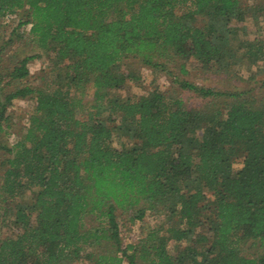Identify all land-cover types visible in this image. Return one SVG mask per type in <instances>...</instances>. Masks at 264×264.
I'll return each instance as SVG.
<instances>
[{
	"label": "trees",
	"instance_id": "16d2710c",
	"mask_svg": "<svg viewBox=\"0 0 264 264\" xmlns=\"http://www.w3.org/2000/svg\"><path fill=\"white\" fill-rule=\"evenodd\" d=\"M19 11L25 13L19 28L30 25L52 64H69L61 87L24 86L4 100L10 105L34 96L35 108L24 135L6 150L3 201L26 189L36 195L15 205L18 232L0 240V264H138V252L150 253L149 264H264V253L242 254L248 242L264 247V104L253 105L245 92L185 81H177L180 88L202 99L230 102L191 110L157 91L135 101L108 98L139 81L127 60L164 70L177 59L185 73L191 60L203 70H225L241 49L240 56L264 58L259 45L240 39L231 25L243 22L240 0H0V19ZM34 58L23 59L11 81L25 80ZM86 85L94 90L95 112L79 120V101L69 93ZM113 135L134 143L112 147ZM237 153L244 159L234 171ZM117 210L130 212L132 221L162 217L168 236L158 227L140 251L122 248ZM87 215L97 227L84 230ZM201 227L208 228L209 245L168 253L169 241L188 243Z\"/></svg>",
	"mask_w": 264,
	"mask_h": 264
},
{
	"label": "rangeland",
	"instance_id": "374dc122",
	"mask_svg": "<svg viewBox=\"0 0 264 264\" xmlns=\"http://www.w3.org/2000/svg\"><path fill=\"white\" fill-rule=\"evenodd\" d=\"M243 9V22L236 23L232 21V26L238 31L239 38L246 43H257L264 56V0H240ZM24 11H19L15 15H6L7 18L0 19V104L6 105L4 110L0 109V114L5 118L4 122L0 123V240L7 237H15L18 230L12 224L14 207L16 204H29L34 200L36 191L23 190L20 196L14 200L3 197L6 193L2 190L6 165L5 160L10 158L7 149L15 145V143L24 135L25 129L29 124V118L34 114L35 100L34 96L27 97L22 100H14L8 105L4 100L13 93L16 88L28 86L37 90L53 91L57 87L62 86L63 67L69 63H64L63 67L54 66L52 64L53 56L47 55L41 50L35 39L30 35V25H26L21 30L19 24L24 21ZM200 20L198 23L200 24ZM254 41V42H253ZM245 51L241 49L236 57V60L231 63L229 68L225 70L213 69L203 70L194 61L185 62V68L182 73L180 64L183 62L175 60L168 63L166 69H151L143 66L135 60H127L124 66H128L130 71H135L139 74L140 79L137 82H127L119 91L110 92L108 98L117 97L121 101H135L140 97L146 96L153 91L164 94L171 99L180 100L183 106L187 109L195 110H212L214 108L223 107L224 103H229L230 99H202L194 92L183 90L180 88L177 81H185L197 87L205 89H213L221 92H245V99L253 105L264 104V58L260 60H252L243 57ZM29 57H35L28 62L27 69L29 76L25 80L11 81L9 78L12 70L19 63ZM224 71V72H222ZM63 91L66 87H62ZM70 97H74L75 101H79L80 109L75 108V117L79 120L87 119L88 115L95 112L96 102L94 101V90L87 85L82 87L79 92L70 90ZM107 98V99H108ZM104 106V105H103ZM103 110V109H102ZM114 123L120 122L119 116H114ZM114 124V125H115ZM111 146L123 149L130 148L134 142L130 141L127 136L113 135ZM244 156L242 153L236 154V159L233 162V170L238 171L242 167ZM208 196L210 193L204 191ZM212 210V208L210 209ZM209 210V211H210ZM210 213L204 214L203 220H207ZM116 220L121 227V246L125 248L127 245L140 247L148 233L153 229L162 227V232L168 236L166 229L169 227L164 223L162 217L153 218L152 216L144 217L142 221H132V214L127 211H116ZM174 221L172 223L176 224ZM84 230H90L97 227L98 223L93 216H85L82 220ZM172 227V226H171ZM203 237L205 242H199ZM211 235L208 233V228L201 227L194 231L190 242H176L174 240L168 243V253L175 255L177 248H185L191 245V248H205L211 241ZM264 253V247L251 245V242L246 243L242 247V254L247 258H255ZM83 252L82 255H85ZM138 264H149L152 260L150 253H137ZM80 264H87L81 261Z\"/></svg>",
	"mask_w": 264,
	"mask_h": 264
},
{
	"label": "built area",
	"instance_id": "2783aa9c",
	"mask_svg": "<svg viewBox=\"0 0 264 264\" xmlns=\"http://www.w3.org/2000/svg\"><path fill=\"white\" fill-rule=\"evenodd\" d=\"M5 18H7V17L5 16Z\"/></svg>",
	"mask_w": 264,
	"mask_h": 264
}]
</instances>
